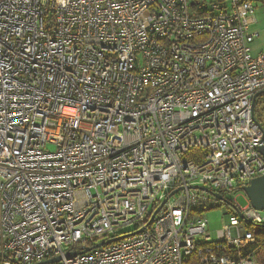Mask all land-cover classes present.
Listing matches in <instances>:
<instances>
[{
	"label": "built area",
	"instance_id": "built-area-1",
	"mask_svg": "<svg viewBox=\"0 0 264 264\" xmlns=\"http://www.w3.org/2000/svg\"><path fill=\"white\" fill-rule=\"evenodd\" d=\"M252 1L0 0V264H259Z\"/></svg>",
	"mask_w": 264,
	"mask_h": 264
},
{
	"label": "rangeland",
	"instance_id": "rangeland-1",
	"mask_svg": "<svg viewBox=\"0 0 264 264\" xmlns=\"http://www.w3.org/2000/svg\"><path fill=\"white\" fill-rule=\"evenodd\" d=\"M189 1L191 2V0ZM252 3L255 9V13L253 14L255 21L252 29L259 35V37L255 39L256 42L254 45L260 44L259 48H261V51H264V0H253ZM253 118H255V120L264 128V94L257 97ZM227 199L229 201L233 200L241 209H244L249 205V200L243 191L228 195ZM229 215V210L225 206H222L221 208H212L203 214L208 223L209 236H211L212 239H215V234L222 230L224 225H227ZM259 216L263 217L264 211H261Z\"/></svg>",
	"mask_w": 264,
	"mask_h": 264
},
{
	"label": "water",
	"instance_id": "water-1",
	"mask_svg": "<svg viewBox=\"0 0 264 264\" xmlns=\"http://www.w3.org/2000/svg\"><path fill=\"white\" fill-rule=\"evenodd\" d=\"M264 93V92H262ZM262 93H258L256 94V96L253 99L252 102V114L254 115V108H255V100L256 98L262 94ZM262 143V142H261ZM261 154L264 156V144L262 143V145L259 148ZM250 185L244 188V193L245 196H247L249 203L251 205V208H253L254 210H260V211H264V178L263 177H259V178H255L252 181H250ZM215 197H217V195H215ZM118 239V238H116ZM116 239H112V240H108L106 241L107 243H110L112 241H115ZM101 245H103L102 243L97 244L95 246H93L92 248H85L81 253L84 252H89L91 249H95L100 247ZM80 253V254H81ZM65 257H68V254H65ZM60 259L59 258H55L46 262H43L42 264H51V263H55L58 262Z\"/></svg>",
	"mask_w": 264,
	"mask_h": 264
},
{
	"label": "crops",
	"instance_id": "crops-1",
	"mask_svg": "<svg viewBox=\"0 0 264 264\" xmlns=\"http://www.w3.org/2000/svg\"><path fill=\"white\" fill-rule=\"evenodd\" d=\"M254 18H251V20H250V22H251V25H250V29L252 30V31H254L253 29H252V26H253V24H254ZM256 42V41H255ZM254 42V43H255ZM254 43H253V46H252V51H253V53L252 54H255V53H258V52H263V51H261V48H259V45L260 44H255L254 45Z\"/></svg>",
	"mask_w": 264,
	"mask_h": 264
},
{
	"label": "trees",
	"instance_id": "trees-1",
	"mask_svg": "<svg viewBox=\"0 0 264 264\" xmlns=\"http://www.w3.org/2000/svg\"><path fill=\"white\" fill-rule=\"evenodd\" d=\"M264 94V93H263ZM262 95V94H261ZM257 102V100L255 101V103ZM255 105V104H254ZM261 126V125H260ZM261 130H263L264 128L261 126ZM264 131V130H263ZM258 261H259V264H264V249L263 251H260V253L258 254Z\"/></svg>",
	"mask_w": 264,
	"mask_h": 264
}]
</instances>
